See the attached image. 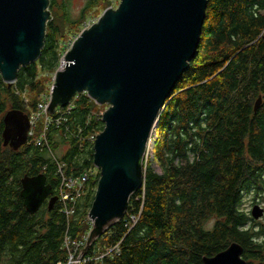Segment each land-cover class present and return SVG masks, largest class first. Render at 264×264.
I'll use <instances>...</instances> for the list:
<instances>
[{"label": "trees", "instance_id": "obj_1", "mask_svg": "<svg viewBox=\"0 0 264 264\" xmlns=\"http://www.w3.org/2000/svg\"><path fill=\"white\" fill-rule=\"evenodd\" d=\"M96 1L89 0L82 19ZM57 5L50 0L51 9ZM67 6L60 5L66 15ZM263 34L264 0H208L198 53L155 128L160 172L145 163L144 185L125 216L86 249L100 177L94 142L105 126L97 103L79 93L49 109L19 148L4 144L5 114L36 111L38 100L22 94H40L41 73L55 74L68 48L59 23L48 21L40 58L21 67L12 86L0 73V264H203L233 241L243 246L247 264H264V223L243 208L247 194L264 190ZM90 170L94 175L70 204L73 213L59 198L51 209L49 203L35 213L26 209L25 175L44 173L58 195L63 175ZM73 252L83 254L81 263L69 262Z\"/></svg>", "mask_w": 264, "mask_h": 264}, {"label": "water", "instance_id": "obj_2", "mask_svg": "<svg viewBox=\"0 0 264 264\" xmlns=\"http://www.w3.org/2000/svg\"><path fill=\"white\" fill-rule=\"evenodd\" d=\"M207 5L208 0H121L84 28L63 54L50 111L69 105L82 92L108 104L102 114L104 129L94 142L93 164L100 177L86 249L125 216L131 195L144 185L150 137L198 53ZM51 17L50 0H0V73L8 86L21 67L40 58ZM262 38L264 42V34ZM260 103L261 97L255 108ZM4 119V144L17 149L28 139L31 119L14 109ZM21 182L31 213L47 199L50 209L58 200L44 173L25 175ZM251 213L258 219L264 209L257 204ZM243 252L233 241L204 257L203 264H247Z\"/></svg>", "mask_w": 264, "mask_h": 264}, {"label": "rangeland", "instance_id": "obj_3", "mask_svg": "<svg viewBox=\"0 0 264 264\" xmlns=\"http://www.w3.org/2000/svg\"><path fill=\"white\" fill-rule=\"evenodd\" d=\"M120 1L121 0H97L95 4L93 3V5L90 6L89 9H87V11L83 15L84 19H82L81 16H82L83 10L86 8L89 0H57L58 5L52 7V9L50 8L51 16H52L50 20L55 18V21L59 23L60 27L64 30L65 36L63 37L62 43H64V45L68 47L67 48L68 50L72 42L74 41L75 37H77L84 28L96 22L99 19V17L103 14L106 8L118 7ZM62 3L68 4L67 6L68 15H66L64 13V10L60 8V5ZM62 60H63V55L61 58L60 65H62ZM54 75L55 74H52L49 72H42L41 77L44 76L43 78L45 79V84H46V86L44 87V90L40 92V94H35L34 92H30V90L27 89L25 93L22 94V98H25V99L36 98L39 103H42L46 95H49L50 90L53 88ZM97 105H98V108L102 110L103 112L108 108V104L102 105V104L97 103ZM31 114H32L30 116L32 120L31 128H33V131L35 133L37 125H39V123H41L43 120L47 121V115L45 112L41 110L38 111L37 109L34 112H32L31 110ZM156 139H157V135H156V130L154 129L150 137L147 150H146L145 163L147 162L148 165H150L155 171L160 172L159 165L154 158V145L156 143ZM257 204L260 205L264 209V190H261V192L259 193L252 192V193L247 194L244 198L243 208L246 211H248L249 214L251 215L254 205H257ZM255 220L260 223L261 222L264 223V214L260 218L255 219ZM73 254H75V252H73ZM75 256L76 255H74L73 259L76 258Z\"/></svg>", "mask_w": 264, "mask_h": 264}, {"label": "built area", "instance_id": "obj_4", "mask_svg": "<svg viewBox=\"0 0 264 264\" xmlns=\"http://www.w3.org/2000/svg\"><path fill=\"white\" fill-rule=\"evenodd\" d=\"M51 92H52V89L50 90L49 95H46V97L44 98V101L42 103H38V107H37L38 111L41 110V111L45 112L46 115L48 114V110H49V105H50V100H51ZM34 135H35V133L33 131V128H31V124H30L28 136L31 138ZM34 139H35L37 144H41L42 141L45 139V135L35 137ZM60 173H63V172L60 171ZM91 175H94V171H92V170L85 171L84 173H81V175L77 176V177H73V176L67 177V176L63 175L61 185H60L59 189L57 190V192H58L57 196H58L59 200L62 203H64V206H63L64 212H66L67 214H71L74 212V206L70 207V204H75L77 202V199L79 198V196H81V193L83 192L85 183L88 181V179ZM86 238L87 237H85V240H86ZM67 242L69 243V239ZM82 243H83V241H81L79 244H82ZM81 256H77L75 259H73L74 254L72 253L70 256L69 262L81 263V260H82L80 258Z\"/></svg>", "mask_w": 264, "mask_h": 264}, {"label": "flooded vegetation", "instance_id": "obj_5", "mask_svg": "<svg viewBox=\"0 0 264 264\" xmlns=\"http://www.w3.org/2000/svg\"><path fill=\"white\" fill-rule=\"evenodd\" d=\"M46 203H48V199H47L43 204H46ZM43 204H42V205H43Z\"/></svg>", "mask_w": 264, "mask_h": 264}]
</instances>
